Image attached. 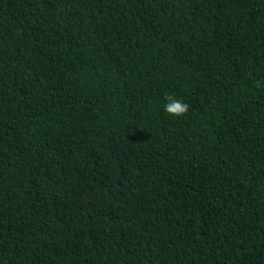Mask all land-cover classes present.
I'll return each instance as SVG.
<instances>
[{"label":"trees","instance_id":"1","mask_svg":"<svg viewBox=\"0 0 264 264\" xmlns=\"http://www.w3.org/2000/svg\"><path fill=\"white\" fill-rule=\"evenodd\" d=\"M0 264H264V0H0Z\"/></svg>","mask_w":264,"mask_h":264}]
</instances>
